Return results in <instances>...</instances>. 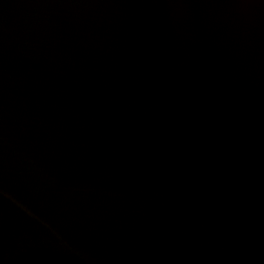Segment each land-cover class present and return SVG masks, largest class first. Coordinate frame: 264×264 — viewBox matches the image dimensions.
Returning <instances> with one entry per match:
<instances>
[{
    "label": "water",
    "instance_id": "obj_1",
    "mask_svg": "<svg viewBox=\"0 0 264 264\" xmlns=\"http://www.w3.org/2000/svg\"><path fill=\"white\" fill-rule=\"evenodd\" d=\"M0 264H264V0H0Z\"/></svg>",
    "mask_w": 264,
    "mask_h": 264
}]
</instances>
